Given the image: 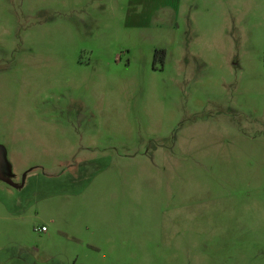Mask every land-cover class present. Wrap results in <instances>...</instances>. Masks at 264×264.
I'll list each match as a JSON object with an SVG mask.
<instances>
[{"label": "rangeland", "instance_id": "1", "mask_svg": "<svg viewBox=\"0 0 264 264\" xmlns=\"http://www.w3.org/2000/svg\"><path fill=\"white\" fill-rule=\"evenodd\" d=\"M118 5L0 0V256L264 264V0L214 35Z\"/></svg>", "mask_w": 264, "mask_h": 264}, {"label": "crops", "instance_id": "2", "mask_svg": "<svg viewBox=\"0 0 264 264\" xmlns=\"http://www.w3.org/2000/svg\"><path fill=\"white\" fill-rule=\"evenodd\" d=\"M122 2L125 7L118 5L117 8L129 25L149 24L161 27L165 25L171 30L182 23L196 35H214L213 33H224L228 29V21L225 20L224 28V24L222 25L216 15L221 14L218 8L223 5H227L226 9L230 12L229 0H122ZM42 233L48 235L49 229ZM28 255L29 258L23 263L34 264L35 257L29 253ZM12 259L13 256L8 254L5 255V259L0 256V264H7L6 260L13 263ZM18 259L21 260L22 256Z\"/></svg>", "mask_w": 264, "mask_h": 264}, {"label": "trees", "instance_id": "3", "mask_svg": "<svg viewBox=\"0 0 264 264\" xmlns=\"http://www.w3.org/2000/svg\"><path fill=\"white\" fill-rule=\"evenodd\" d=\"M155 61L160 60L163 62L165 58V51H156L154 55ZM264 61V59H263Z\"/></svg>", "mask_w": 264, "mask_h": 264}, {"label": "built area", "instance_id": "4", "mask_svg": "<svg viewBox=\"0 0 264 264\" xmlns=\"http://www.w3.org/2000/svg\"><path fill=\"white\" fill-rule=\"evenodd\" d=\"M46 230H47L46 228H42L41 232H46Z\"/></svg>", "mask_w": 264, "mask_h": 264}, {"label": "water", "instance_id": "5", "mask_svg": "<svg viewBox=\"0 0 264 264\" xmlns=\"http://www.w3.org/2000/svg\"><path fill=\"white\" fill-rule=\"evenodd\" d=\"M0 178H3V176L1 175V167H0Z\"/></svg>", "mask_w": 264, "mask_h": 264}]
</instances>
